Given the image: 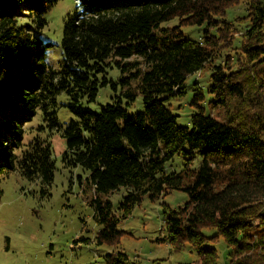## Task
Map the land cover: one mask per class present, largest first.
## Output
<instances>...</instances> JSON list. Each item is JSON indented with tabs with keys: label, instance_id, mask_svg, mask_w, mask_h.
Segmentation results:
<instances>
[{
	"label": "trees",
	"instance_id": "16d2710c",
	"mask_svg": "<svg viewBox=\"0 0 264 264\" xmlns=\"http://www.w3.org/2000/svg\"><path fill=\"white\" fill-rule=\"evenodd\" d=\"M57 1L0 0V197L10 171L52 179L50 136L61 131L63 159L88 169L97 193L127 187L123 217L146 194L188 193L177 208L164 203L169 239L177 248L190 242L200 257L187 264H264V0H76L54 42L42 30ZM236 5L246 13L231 19ZM184 26H199L200 35L186 36ZM52 49L60 53L56 65ZM211 62L208 90L217 108L206 112L199 91L191 125L179 124L169 100ZM114 64L120 89L96 110L100 89L118 88L108 77ZM60 106L75 117L62 122ZM178 154L187 163L168 171ZM95 200L105 223L98 241H114L119 219L109 201ZM203 227L217 234L204 235ZM217 236L226 243L224 261L206 243ZM128 262L122 250L106 255L105 264Z\"/></svg>",
	"mask_w": 264,
	"mask_h": 264
},
{
	"label": "rangeland",
	"instance_id": "374dc122",
	"mask_svg": "<svg viewBox=\"0 0 264 264\" xmlns=\"http://www.w3.org/2000/svg\"><path fill=\"white\" fill-rule=\"evenodd\" d=\"M75 8L76 0H58L54 3L46 13L48 25L42 30L44 38L60 41L67 14ZM245 13L241 5L228 9L231 19ZM177 21L174 18L165 23L173 25ZM200 29L199 26L183 27L186 36L192 38L200 35ZM50 54L56 65L59 51L52 49ZM213 63L199 73L188 75L185 80L186 92L169 100V107L177 115L179 124L191 125V117L196 110L191 101L199 91L203 93L201 104L206 112L213 113L217 108L216 98L208 90ZM120 75L121 70L115 64L108 68V77L117 81L118 88L111 84L102 87L95 102L91 103L94 109H101L119 91ZM18 105L20 107L21 102ZM135 111V108L130 109L131 114ZM58 113L62 122L75 117L66 106H60ZM8 126H12V121L9 125L5 124V127ZM1 137L6 139L3 143L4 149L8 148L4 151L6 153L11 148L7 141L11 139L8 132ZM29 138L27 136L25 139ZM50 141L54 162L51 180L30 179L18 170L10 171L2 179L0 264H105L107 253L112 250L126 252L129 255L128 264H187L199 261L200 257L190 242L187 241L182 248H177L171 242L164 222V203L173 208L183 205L189 199L186 191L174 189L156 198L146 194L131 213L123 217L124 209L120 203L127 193V187L122 185L112 193H97L87 179L90 171L81 165H70L63 159L67 141L61 131L54 132ZM2 152L0 150V154ZM186 157L176 155L167 162V170L181 171L188 161ZM199 161V156H196L192 166L197 167ZM96 197L103 204L109 201L112 217L119 219L116 226L119 232L114 241H98L105 223L98 220ZM254 223L257 224V221ZM202 233L211 236L217 234V230L203 227ZM206 243L217 248L220 261L225 260L228 252L223 236L209 238Z\"/></svg>",
	"mask_w": 264,
	"mask_h": 264
}]
</instances>
